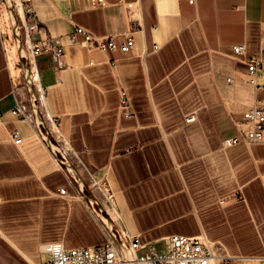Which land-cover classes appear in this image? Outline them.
<instances>
[{
    "label": "crops",
    "instance_id": "obj_1",
    "mask_svg": "<svg viewBox=\"0 0 264 264\" xmlns=\"http://www.w3.org/2000/svg\"><path fill=\"white\" fill-rule=\"evenodd\" d=\"M32 3L42 33L81 25L131 31L135 44L126 53L66 46L58 71L46 53L26 59L37 119L0 0V264L40 263L43 242L72 248L111 236L89 197L120 239L139 235L162 249L169 234L204 235L235 264H264V143L222 145L246 104L264 97V73L250 82L231 56L237 43L258 53L264 0ZM16 100L23 114L11 112Z\"/></svg>",
    "mask_w": 264,
    "mask_h": 264
},
{
    "label": "built area",
    "instance_id": "obj_2",
    "mask_svg": "<svg viewBox=\"0 0 264 264\" xmlns=\"http://www.w3.org/2000/svg\"><path fill=\"white\" fill-rule=\"evenodd\" d=\"M4 1V0H3ZM13 10L19 18L18 29L22 34L21 40L26 59L30 63L36 55L46 53L54 62L56 71L66 66L64 50L66 46L80 44L88 49L120 50L129 52L135 44L131 31L120 34L97 35L89 29L75 25L74 28L60 35L42 33L35 20V11L32 0H11ZM193 2V0H188ZM95 5H103L105 0H92ZM131 4H128L130 7ZM232 57L241 61L246 66V72L250 82H255V76L264 73V39L260 40L259 51L256 54L247 55L245 43H237L231 46ZM226 81L231 83L232 77L227 76ZM263 87L264 84H258ZM120 108L125 115H131L129 96L123 89L120 90ZM13 114H23L20 102L16 100L11 108ZM195 119V113L184 116L185 122ZM237 133L225 138L223 146L243 142L246 144L264 143V97L255 99L246 104L242 110L241 119L234 120ZM9 136L14 144L22 140L20 132L16 128L9 130ZM66 189L59 188L58 192L64 194ZM107 199L112 194L106 195ZM121 241L126 244L131 258L128 260L117 242L109 235L97 244L65 248L61 241L43 242L39 246V252L45 258L38 264H228L231 256L227 255L219 243L209 240L204 235L188 236L173 233L163 238L164 247L156 249L153 243H142L139 235H122Z\"/></svg>",
    "mask_w": 264,
    "mask_h": 264
},
{
    "label": "water",
    "instance_id": "obj_3",
    "mask_svg": "<svg viewBox=\"0 0 264 264\" xmlns=\"http://www.w3.org/2000/svg\"><path fill=\"white\" fill-rule=\"evenodd\" d=\"M4 1H5V4H6V9H7V13H8V16H9V20H10V23H11V26H12V29H13V35H14L16 46H17V49H18L19 59H20L21 64H22L24 80H25V83H26V86H27V90H28V93H29V98H30V101H31L33 113H34L35 117H37V119H39L38 118V114H37V107H36V105L34 103L35 94H34V91H33V88H32V76H31V73L29 71V66L27 64V61H26L25 51H24V48L22 46L20 32H19V29H18V22H17L16 15H15L14 10H13L12 1L11 0H4ZM37 124L38 125L41 124L40 120H37ZM39 130H40V132H42L41 129H39ZM42 135H43L44 139H46L48 144L52 147V149L55 152H57L56 146L49 140V138L46 136V134L42 133ZM63 162L65 163V160ZM89 201H90L91 204H95L97 206V213L99 214V216L103 220V222L106 224L108 230L110 231L111 237L117 242V244L121 248L124 256L128 260H130L131 255H130L129 250L126 247V244L123 241H121L120 238L113 232L111 221L108 220L105 217V215L102 213V212H104L103 208L98 205V203H97V201L95 199L89 197ZM130 264H133V262H130Z\"/></svg>",
    "mask_w": 264,
    "mask_h": 264
},
{
    "label": "rangeland",
    "instance_id": "obj_4",
    "mask_svg": "<svg viewBox=\"0 0 264 264\" xmlns=\"http://www.w3.org/2000/svg\"><path fill=\"white\" fill-rule=\"evenodd\" d=\"M14 48H15V45H14ZM228 264H235V262L233 261V258H231V261Z\"/></svg>",
    "mask_w": 264,
    "mask_h": 264
}]
</instances>
